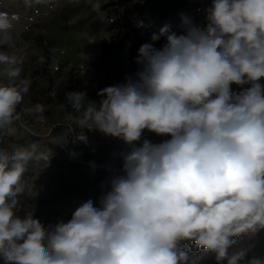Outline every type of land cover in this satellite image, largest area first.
<instances>
[{"label":"clouds","instance_id":"obj_1","mask_svg":"<svg viewBox=\"0 0 264 264\" xmlns=\"http://www.w3.org/2000/svg\"><path fill=\"white\" fill-rule=\"evenodd\" d=\"M91 6L101 13L99 2ZM181 18L183 33L167 24L153 33L138 49L134 76L101 89L99 107L84 91L66 93L79 128L129 149L121 173L102 183L100 207L89 199L47 228L32 212L15 216L29 165L46 167L53 152L37 142L0 149L4 264H198L201 255L182 250L183 241L214 253L218 264L245 260L249 248L229 249L264 229V0H213L201 23ZM19 21L0 11V49L11 47ZM21 62L0 50V76L17 81L0 84V130L44 112L22 106L31 81L19 79ZM145 129L170 138L139 143ZM77 139L88 141L83 131Z\"/></svg>","mask_w":264,"mask_h":264},{"label":"rangeland","instance_id":"obj_2","mask_svg":"<svg viewBox=\"0 0 264 264\" xmlns=\"http://www.w3.org/2000/svg\"><path fill=\"white\" fill-rule=\"evenodd\" d=\"M152 1L142 0L131 7V14L120 17L109 6L111 0H33L30 7L24 0H0V11L20 17L11 47L0 50L21 57L19 79L31 81L22 106L40 104L44 108L43 113L22 114L19 120L0 130V149L11 152L21 144L26 147L37 142L53 152L46 167L42 162L29 165L23 178L26 190L18 195V204L13 209L15 216L24 218L32 212L47 228L70 219L84 199L95 197L94 206L100 207V194L82 195L96 189L94 184L90 185L92 180L120 174L117 158L129 149L121 139L79 128L76 121L80 114L67 103L66 93L84 91L87 100L99 107L103 97L97 93L101 89L123 84L126 77L134 76L138 70L135 62L138 49L150 41L153 33L171 23L176 15L180 16V23L172 32L182 34V15L201 23L213 2L171 0L162 14L160 8L151 7ZM92 2L101 4L100 14L93 11ZM141 22L143 26H138ZM117 34L121 36L120 45H115V51L114 48L108 51ZM164 42L161 38L154 46L159 48ZM15 82L0 76V84ZM232 89L238 91L239 86L232 85ZM81 131L88 137L87 143L77 139ZM168 138L145 129L139 143L143 139L159 143ZM112 162L115 164L110 167ZM102 180L101 183L106 182ZM194 243L183 241L180 247L192 256L199 253L202 258L198 264H218L214 253L194 249ZM244 248L250 250L240 264H247L253 256L264 257V229L253 236L239 237L229 254ZM0 264H4L2 259ZM220 264H227V260Z\"/></svg>","mask_w":264,"mask_h":264},{"label":"trees","instance_id":"obj_3","mask_svg":"<svg viewBox=\"0 0 264 264\" xmlns=\"http://www.w3.org/2000/svg\"><path fill=\"white\" fill-rule=\"evenodd\" d=\"M142 0H111L110 2V7L113 9V12L115 14H118L120 17H123L125 13H129L131 14V7L133 5H135L136 3H139ZM171 0H153L151 2V7L152 8H160V12L163 14L166 12V9L168 8V3ZM180 23V16H176L174 15L171 23H169L168 25L170 26V30L174 31L178 28ZM124 33H121L120 35H122ZM119 34H117L110 42V44L108 45V51H111L112 48H114L115 51V45H120V41H121V36ZM117 38V40H115ZM20 147H23V145L21 144ZM122 159V153L120 154L119 158H117V165L120 168V171L122 169V165H123V160ZM115 163L112 162L110 164V167H112ZM121 173V172H120ZM103 179V178H102ZM102 179H94L91 181L90 185H95L96 189L93 191H87L84 192L82 196H86L88 195L90 192H93V194H100L99 200L101 198V196L104 194V192L107 190L106 186H102L101 180ZM108 179H103L102 181H107ZM104 183V182H103ZM95 198V197H94ZM92 198V200L94 199ZM85 202L88 199H84Z\"/></svg>","mask_w":264,"mask_h":264}]
</instances>
